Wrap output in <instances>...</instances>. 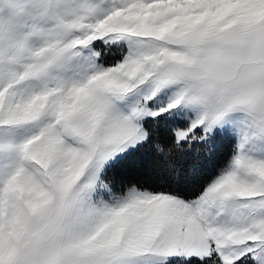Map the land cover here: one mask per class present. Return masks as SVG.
Listing matches in <instances>:
<instances>
[{
    "label": "snow or ice",
    "instance_id": "1",
    "mask_svg": "<svg viewBox=\"0 0 264 264\" xmlns=\"http://www.w3.org/2000/svg\"><path fill=\"white\" fill-rule=\"evenodd\" d=\"M0 264H264V0H0Z\"/></svg>",
    "mask_w": 264,
    "mask_h": 264
}]
</instances>
